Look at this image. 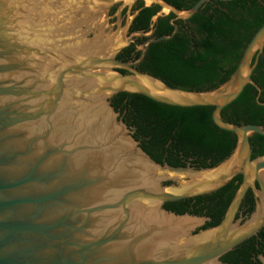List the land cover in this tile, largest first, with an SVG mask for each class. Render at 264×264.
Wrapping results in <instances>:
<instances>
[{
    "label": "water",
    "instance_id": "1",
    "mask_svg": "<svg viewBox=\"0 0 264 264\" xmlns=\"http://www.w3.org/2000/svg\"><path fill=\"white\" fill-rule=\"evenodd\" d=\"M137 1L0 0V264H218L264 226V155L252 158L249 141L264 137V128L221 117L246 86L261 91L251 76L264 24L227 81L182 90L134 68L151 43L174 36L176 25L170 36L143 43L134 62L117 55L131 37L143 36H127L141 10L159 7L151 24L169 13L186 21L211 0L184 11L162 0L133 10ZM120 93L213 108V125L236 138L232 153L207 168L157 163L111 105ZM236 176L241 182L215 227L197 232L204 218L163 208ZM249 190L255 210L240 223Z\"/></svg>",
    "mask_w": 264,
    "mask_h": 264
},
{
    "label": "trees",
    "instance_id": "2",
    "mask_svg": "<svg viewBox=\"0 0 264 264\" xmlns=\"http://www.w3.org/2000/svg\"><path fill=\"white\" fill-rule=\"evenodd\" d=\"M162 1L184 11L198 0ZM137 2L138 7H141L142 4ZM157 11L158 7L145 8L134 22L146 27ZM263 24L264 0H211L203 4L187 21L186 27L172 39L151 46L147 54L148 71L167 85L183 90L217 88L231 76L246 45ZM251 80L260 88L258 100L263 103L264 48ZM257 95L253 86H246L241 95L221 111L222 119L236 125L253 124L264 128V106L256 102ZM113 106L115 109L120 107L121 111H126L145 124L136 133L143 140L142 150L157 163H162L160 148L169 138L178 141L172 148L185 156L196 158L200 168L216 166L235 147V136L213 125L211 107H173L128 93L115 95ZM249 141L252 158L264 155V137L253 134ZM240 182L241 176H236L221 188V193L226 197L225 206Z\"/></svg>",
    "mask_w": 264,
    "mask_h": 264
},
{
    "label": "flooded vegetation",
    "instance_id": "3",
    "mask_svg": "<svg viewBox=\"0 0 264 264\" xmlns=\"http://www.w3.org/2000/svg\"><path fill=\"white\" fill-rule=\"evenodd\" d=\"M139 2L143 6V2L140 0ZM141 7H138V2H136L134 3L133 10L140 9ZM151 7L157 8V6L155 5ZM158 11H159V7H158ZM114 13H115V8H113L110 11V16H112ZM122 13L124 17L126 12L122 11ZM134 19L132 20V23L128 29L127 36L130 37L132 34H135L137 32H142L143 36L134 35L133 37H131V42L129 43V45L117 55V59L119 61L134 62L140 55L141 52L140 46L143 43H145L149 39H157L159 37L170 36L175 30L173 25L177 26L176 33H178L181 29H183V27H186L188 21V20L186 21L174 20L175 16L172 13H169L164 17L158 18V20L153 24H151V19H150L146 27H140L138 26V24L136 25ZM111 22H113V20ZM169 28L171 30H169ZM151 31L152 33H150ZM168 32L170 33L169 35H163L164 33H168ZM176 33H174V36L176 35ZM159 42H165V41H157L151 43L148 46V49L144 55L143 60L137 66L134 67L137 71L150 74L148 71L149 67L147 62V54L151 46ZM122 73H126V72L122 71ZM260 93H258V95L256 96V102L259 105L264 103V102L261 103L258 100L260 97ZM114 97L111 99L112 106L114 105ZM115 111L119 113V118L127 125L129 129H131L133 137L136 136L135 139L139 142L140 147H142L143 140L142 138H140V136H138L136 131L139 127L144 126L145 124L142 123L137 117L126 113V111L124 110L121 111L120 107H117ZM177 143L178 141L175 140L174 138H169L166 140V142L160 148V151L162 152L161 164H167L174 167L200 168V162L197 161L196 158L192 156L189 157L185 156L176 149L172 148V146L177 145ZM208 163L210 162L208 161ZM220 190L221 189L199 197L188 198L177 202L165 203L163 205V208L168 212H172L176 215L189 214L191 216L204 218L205 220L204 224L202 225L201 228L197 230V232L205 229H209L211 227H215L220 223L225 213V210L228 206V205L225 206L226 197L224 196L223 193H221ZM255 205H256V198L253 192L249 190L246 193L241 203V206L236 215V219H240L241 220L240 223L246 221L250 217V215L254 212ZM218 264H264V226L260 228L254 235L250 236L249 238L247 237L246 240H244L242 243L237 245L231 251L222 255L218 259Z\"/></svg>",
    "mask_w": 264,
    "mask_h": 264
},
{
    "label": "bare ground",
    "instance_id": "4",
    "mask_svg": "<svg viewBox=\"0 0 264 264\" xmlns=\"http://www.w3.org/2000/svg\"><path fill=\"white\" fill-rule=\"evenodd\" d=\"M146 3L148 2V0H144Z\"/></svg>",
    "mask_w": 264,
    "mask_h": 264
},
{
    "label": "rangeland",
    "instance_id": "5",
    "mask_svg": "<svg viewBox=\"0 0 264 264\" xmlns=\"http://www.w3.org/2000/svg\"><path fill=\"white\" fill-rule=\"evenodd\" d=\"M140 1H142V2L144 3V1H143V0H140Z\"/></svg>",
    "mask_w": 264,
    "mask_h": 264
}]
</instances>
